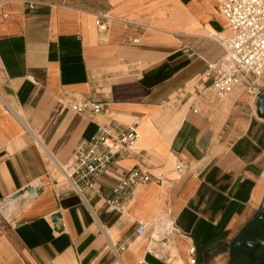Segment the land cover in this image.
I'll use <instances>...</instances> for the list:
<instances>
[{
  "label": "crops",
  "instance_id": "obj_1",
  "mask_svg": "<svg viewBox=\"0 0 264 264\" xmlns=\"http://www.w3.org/2000/svg\"><path fill=\"white\" fill-rule=\"evenodd\" d=\"M221 3L0 0V205L14 206L0 223V264H190L192 247L197 264H230L240 233L262 238L264 101L236 90L209 103L196 90L224 53L209 33L231 35ZM67 93L105 109L76 113ZM135 120L151 181L121 214L105 201L117 175L104 174L89 206L56 161L101 126Z\"/></svg>",
  "mask_w": 264,
  "mask_h": 264
},
{
  "label": "built area",
  "instance_id": "obj_2",
  "mask_svg": "<svg viewBox=\"0 0 264 264\" xmlns=\"http://www.w3.org/2000/svg\"><path fill=\"white\" fill-rule=\"evenodd\" d=\"M221 11L229 23L231 35L222 38L209 33L210 38L222 45L224 53L218 60L207 64L203 77L209 83L197 84L198 97L214 103L226 99L236 90H241L255 100L264 98V0H222ZM99 28L104 31L106 24L100 23ZM29 79L33 80V77L29 76ZM65 100L70 109L79 114L93 116L105 109L101 102L74 97L68 93ZM191 108L198 113L199 110L194 104ZM138 126L139 120L123 128L118 125L101 126L97 135L81 144L66 163L56 161V166L65 179L64 184L76 191L90 206L86 191L94 190L100 199L103 198L102 192L97 189V183L102 175L113 171L117 175V181L112 187V196L105 201L112 211L124 213L134 200L136 190L152 179L144 168L146 153L138 149L141 139ZM136 154L138 162L132 169H117L118 160ZM176 168L179 171L186 169L183 163ZM3 210L6 209L0 205V223L7 217ZM148 226L149 223L140 222L137 234L142 235ZM165 229L159 234L163 235L171 228ZM110 247L119 256L112 243ZM150 251L153 252V248ZM190 255V264H197L195 247L190 248Z\"/></svg>",
  "mask_w": 264,
  "mask_h": 264
},
{
  "label": "water",
  "instance_id": "obj_3",
  "mask_svg": "<svg viewBox=\"0 0 264 264\" xmlns=\"http://www.w3.org/2000/svg\"><path fill=\"white\" fill-rule=\"evenodd\" d=\"M259 101L263 103L264 98L261 97L259 99ZM28 192L30 194H32V195H35V190L34 189H29ZM22 194H23L22 192L16 193L15 195H13V199H17ZM263 210H264V208L262 207L260 209V211H263ZM242 243H243L244 247H253L257 243H260V244H262L264 246V239H260L259 237H256V236L247 237L244 233H240L238 235V237L236 238L234 245L235 246H241ZM230 264H235V263L232 261Z\"/></svg>",
  "mask_w": 264,
  "mask_h": 264
},
{
  "label": "rangeland",
  "instance_id": "obj_4",
  "mask_svg": "<svg viewBox=\"0 0 264 264\" xmlns=\"http://www.w3.org/2000/svg\"><path fill=\"white\" fill-rule=\"evenodd\" d=\"M54 169L57 177H59L60 180L65 181L63 174L60 172V170L57 167H55ZM1 205L4 206V209L8 208L9 211H12L14 209V206H12L13 204H9L8 206L5 204ZM233 262L235 264H264V255H262L261 251H257L254 255H245L243 260H239L238 258L234 257Z\"/></svg>",
  "mask_w": 264,
  "mask_h": 264
},
{
  "label": "flooded vegetation",
  "instance_id": "obj_5",
  "mask_svg": "<svg viewBox=\"0 0 264 264\" xmlns=\"http://www.w3.org/2000/svg\"><path fill=\"white\" fill-rule=\"evenodd\" d=\"M261 225H262V227L260 228L261 229L260 232L262 233L261 234L262 238H260V237L259 238L260 239H264V224H261ZM254 247H257L256 250H253ZM244 249H248L247 250L248 252L244 251ZM263 249H264V246L262 244H260V243H257L253 247H244L237 257H238L239 260H243L245 255L248 254L249 256H251V255H254L257 251H262ZM261 253H262V255H264L263 252H261Z\"/></svg>",
  "mask_w": 264,
  "mask_h": 264
},
{
  "label": "bare ground",
  "instance_id": "obj_6",
  "mask_svg": "<svg viewBox=\"0 0 264 264\" xmlns=\"http://www.w3.org/2000/svg\"><path fill=\"white\" fill-rule=\"evenodd\" d=\"M2 212H3L6 216H9V214H10V211L7 210V209H6V210H3Z\"/></svg>",
  "mask_w": 264,
  "mask_h": 264
}]
</instances>
